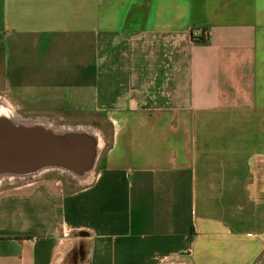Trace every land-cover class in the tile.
Here are the masks:
<instances>
[{"label":"crops","instance_id":"obj_1","mask_svg":"<svg viewBox=\"0 0 264 264\" xmlns=\"http://www.w3.org/2000/svg\"><path fill=\"white\" fill-rule=\"evenodd\" d=\"M3 91L108 141L1 180L0 264H264V0H0Z\"/></svg>","mask_w":264,"mask_h":264},{"label":"water","instance_id":"obj_2","mask_svg":"<svg viewBox=\"0 0 264 264\" xmlns=\"http://www.w3.org/2000/svg\"><path fill=\"white\" fill-rule=\"evenodd\" d=\"M97 146L90 135L63 138L42 127L0 118V178L33 179L57 171L76 179L74 173L81 177L94 170Z\"/></svg>","mask_w":264,"mask_h":264},{"label":"bare ground","instance_id":"obj_3","mask_svg":"<svg viewBox=\"0 0 264 264\" xmlns=\"http://www.w3.org/2000/svg\"><path fill=\"white\" fill-rule=\"evenodd\" d=\"M0 118H6L9 121L18 124V125H31V126H37V127H42L45 128L49 131H52L53 133H55L56 135H60L63 138H66L67 136L70 135H90L91 137H94V139L96 138L97 140V154H99L100 150L103 147L104 141H103V136L101 134L100 131L93 129L89 126H77V127H73V126H57L47 120H29V121H25L22 120L21 118H19L17 115H15L13 112L9 111V110H5V109H0ZM61 171H66L64 168H62ZM74 173V172H73ZM93 176V170H91L89 172V174H86L85 176H81L77 175L76 173H74V177L79 181V182H84V181H88L91 180ZM3 178H0V182Z\"/></svg>","mask_w":264,"mask_h":264},{"label":"rangeland","instance_id":"obj_4","mask_svg":"<svg viewBox=\"0 0 264 264\" xmlns=\"http://www.w3.org/2000/svg\"><path fill=\"white\" fill-rule=\"evenodd\" d=\"M4 100H6L7 102L10 103V98L6 95V93L3 91L2 93H0V105H4L3 102ZM16 113L18 115H20L22 118L26 119V120H36V119H47L49 122L57 125V126H68L66 125V123H63L57 119H52L50 118L49 116H45V115H42V114H36V113H32V112H24V111H19L16 109L15 106L11 105ZM105 138H103V141H104ZM108 141V137L105 139V142ZM102 151V149L100 150V152ZM99 152V154H100ZM103 157V156H102ZM93 176H94V170H93ZM92 176V178H93ZM40 177H43V178H54L55 180H58L60 182H62V184L64 185V188L67 192H70V191H74V190H78L79 188L81 187H84L86 186L87 184H89L92 180H88V181H84V182H79L78 180L74 179L73 177L67 175V174H63V173H60V172H57V171H53V172H48L46 174H43L41 175ZM1 191L3 190H9V189H0Z\"/></svg>","mask_w":264,"mask_h":264},{"label":"trees","instance_id":"obj_5","mask_svg":"<svg viewBox=\"0 0 264 264\" xmlns=\"http://www.w3.org/2000/svg\"><path fill=\"white\" fill-rule=\"evenodd\" d=\"M208 39V33L206 31H202L200 37L193 35V40L196 42H206Z\"/></svg>","mask_w":264,"mask_h":264},{"label":"built area","instance_id":"obj_6","mask_svg":"<svg viewBox=\"0 0 264 264\" xmlns=\"http://www.w3.org/2000/svg\"><path fill=\"white\" fill-rule=\"evenodd\" d=\"M196 36V35H195Z\"/></svg>","mask_w":264,"mask_h":264}]
</instances>
